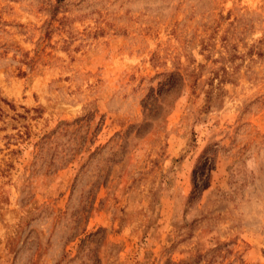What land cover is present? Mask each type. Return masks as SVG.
<instances>
[{"label":"rangeland","instance_id":"1","mask_svg":"<svg viewBox=\"0 0 264 264\" xmlns=\"http://www.w3.org/2000/svg\"><path fill=\"white\" fill-rule=\"evenodd\" d=\"M0 97V264H264V0H0Z\"/></svg>","mask_w":264,"mask_h":264},{"label":"trees","instance_id":"2","mask_svg":"<svg viewBox=\"0 0 264 264\" xmlns=\"http://www.w3.org/2000/svg\"><path fill=\"white\" fill-rule=\"evenodd\" d=\"M57 1H61V0H57ZM164 77H170V79L159 83L160 87L158 90H151L150 94L147 96V104L151 105V104H158L161 99H162V95H168L170 93H174L178 90V86L177 83H175V81H173V77L177 75V73L175 71L172 72H168V73H163L162 74ZM181 80V77H180ZM219 82H223V81H219ZM218 95V94H217ZM216 93L214 94V91L211 89L209 95L207 96L206 102L207 104L213 103L214 102V98L217 97ZM0 101H5V99H3L2 97H0ZM148 108V107H146Z\"/></svg>","mask_w":264,"mask_h":264}]
</instances>
